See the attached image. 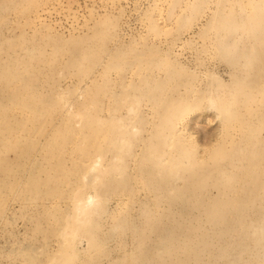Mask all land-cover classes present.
Here are the masks:
<instances>
[{
    "label": "rangeland",
    "instance_id": "rangeland-1",
    "mask_svg": "<svg viewBox=\"0 0 264 264\" xmlns=\"http://www.w3.org/2000/svg\"><path fill=\"white\" fill-rule=\"evenodd\" d=\"M256 186L264 0H0V264H264Z\"/></svg>",
    "mask_w": 264,
    "mask_h": 264
},
{
    "label": "bare ground",
    "instance_id": "bare-ground-1",
    "mask_svg": "<svg viewBox=\"0 0 264 264\" xmlns=\"http://www.w3.org/2000/svg\"><path fill=\"white\" fill-rule=\"evenodd\" d=\"M92 169L94 170L99 169L100 171L99 164L97 163L96 165H94ZM96 178H98V175L96 176ZM256 190H257L256 194H264V188L260 189L259 187L256 186ZM97 203H98V200L96 199V196L94 195L90 194L84 197L77 196L76 197V210L78 213V217L80 219L87 217L93 211V209L97 207Z\"/></svg>",
    "mask_w": 264,
    "mask_h": 264
}]
</instances>
